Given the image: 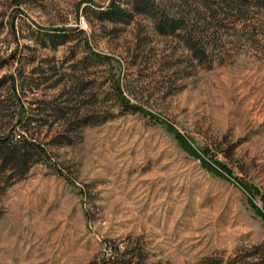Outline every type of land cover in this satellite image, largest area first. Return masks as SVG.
Returning a JSON list of instances; mask_svg holds the SVG:
<instances>
[{"label": "rangeland", "instance_id": "1", "mask_svg": "<svg viewBox=\"0 0 264 264\" xmlns=\"http://www.w3.org/2000/svg\"><path fill=\"white\" fill-rule=\"evenodd\" d=\"M196 1L204 60L131 0H0V137L44 147L0 169V264H260L264 0Z\"/></svg>", "mask_w": 264, "mask_h": 264}, {"label": "trees", "instance_id": "2", "mask_svg": "<svg viewBox=\"0 0 264 264\" xmlns=\"http://www.w3.org/2000/svg\"><path fill=\"white\" fill-rule=\"evenodd\" d=\"M198 3L199 2L196 0H194V3L186 0V6L188 7L182 8L181 11L178 9L173 12L169 7L160 4L156 0H131L132 9L135 12L150 15L154 19L155 27L160 33L180 34L185 45L192 51L193 55L200 60H204L209 56L207 47L209 44L207 24H209L210 21L201 14L202 11L198 9ZM193 4H195L194 8ZM262 4L261 0H229V2H227L229 8H237L243 15L248 14L249 7L253 5L262 6ZM195 10L200 14L197 16L190 15ZM121 11H124V9L120 5L112 3L109 11L105 14L107 16H112V14H118ZM247 19L248 18L245 20ZM5 80V78H0V87L5 83ZM132 107L136 108L134 105ZM32 147L36 150L44 149L41 144L29 139L25 134H22L19 138H14L10 135L0 137V169L4 172H11L12 176L18 174V172H20V176L26 174L32 164L38 161V159L34 158L33 153H31L30 149H32ZM250 255L257 258L256 262L264 264V248L263 250L256 249V251ZM130 258L131 257H128L127 253L123 251L113 256L111 263L142 264L140 259L138 261H132ZM238 262H240V264H252L245 258L238 259ZM196 264H223V257L206 255Z\"/></svg>", "mask_w": 264, "mask_h": 264}, {"label": "built area", "instance_id": "3", "mask_svg": "<svg viewBox=\"0 0 264 264\" xmlns=\"http://www.w3.org/2000/svg\"><path fill=\"white\" fill-rule=\"evenodd\" d=\"M109 255H110V252H109Z\"/></svg>", "mask_w": 264, "mask_h": 264}]
</instances>
